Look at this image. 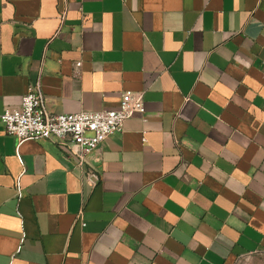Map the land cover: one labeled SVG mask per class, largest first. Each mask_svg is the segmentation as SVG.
I'll return each instance as SVG.
<instances>
[{"label":"crops","instance_id":"1","mask_svg":"<svg viewBox=\"0 0 264 264\" xmlns=\"http://www.w3.org/2000/svg\"><path fill=\"white\" fill-rule=\"evenodd\" d=\"M38 81L54 114L117 109L128 91L144 111L80 164L57 139L5 132ZM260 252L264 0H0V264Z\"/></svg>","mask_w":264,"mask_h":264},{"label":"built area","instance_id":"2","mask_svg":"<svg viewBox=\"0 0 264 264\" xmlns=\"http://www.w3.org/2000/svg\"><path fill=\"white\" fill-rule=\"evenodd\" d=\"M76 69L82 62H76ZM144 111L143 92H124L119 106L113 110L82 111L75 114H54L45 103L41 83L30 84L18 111L6 110L1 116L5 132L19 143L28 140L57 139L84 163L110 136L121 133L124 125L136 112ZM94 184L97 176L88 172ZM85 226V224H83Z\"/></svg>","mask_w":264,"mask_h":264},{"label":"rangeland","instance_id":"3","mask_svg":"<svg viewBox=\"0 0 264 264\" xmlns=\"http://www.w3.org/2000/svg\"><path fill=\"white\" fill-rule=\"evenodd\" d=\"M229 264H264V252L252 255H238Z\"/></svg>","mask_w":264,"mask_h":264}]
</instances>
